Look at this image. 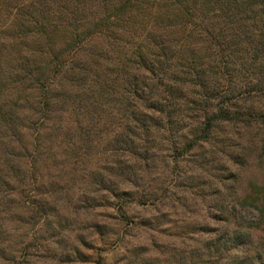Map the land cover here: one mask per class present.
I'll return each instance as SVG.
<instances>
[{
  "label": "trees",
  "instance_id": "obj_1",
  "mask_svg": "<svg viewBox=\"0 0 264 264\" xmlns=\"http://www.w3.org/2000/svg\"><path fill=\"white\" fill-rule=\"evenodd\" d=\"M2 13L0 67L8 51L20 54L0 72V134L24 158L37 125L64 140L76 130L84 145L114 136L116 152L133 148L129 126L167 133L188 117L186 151L216 122L264 127V107L247 105L264 100V0H0ZM107 108L126 113L110 129ZM250 252L264 264V244Z\"/></svg>",
  "mask_w": 264,
  "mask_h": 264
},
{
  "label": "rangeland",
  "instance_id": "obj_2",
  "mask_svg": "<svg viewBox=\"0 0 264 264\" xmlns=\"http://www.w3.org/2000/svg\"><path fill=\"white\" fill-rule=\"evenodd\" d=\"M8 53L4 77L20 54ZM247 105L261 109L264 100ZM105 115L110 129L126 113ZM190 124L186 117L167 133L129 126L133 148L123 152L106 135L84 145L76 130L64 140L51 126L38 135L37 125L25 133L26 158L2 128L0 264H257L250 250L264 244V127L216 122L206 143L186 151ZM35 140L46 144L31 149Z\"/></svg>",
  "mask_w": 264,
  "mask_h": 264
}]
</instances>
